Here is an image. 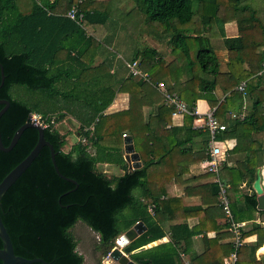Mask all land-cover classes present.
Here are the masks:
<instances>
[{
  "label": "trees",
  "instance_id": "trees-1",
  "mask_svg": "<svg viewBox=\"0 0 264 264\" xmlns=\"http://www.w3.org/2000/svg\"><path fill=\"white\" fill-rule=\"evenodd\" d=\"M106 1L32 0L31 7L22 12L17 0H0V68L4 76L0 100L9 102L8 109L0 118L2 144L7 147L13 134L29 122L32 114L40 115L49 122V128L43 129V135L53 147L58 172L73 181H66L55 173L49 149L43 147L3 196L0 206L2 224L10 238L14 255L27 260L40 259L46 264H84L83 257L75 250L77 243L68 232L78 221L99 235L103 258L115 248L116 239L137 222L144 223L147 230L122 249L125 254L153 243L163 235L146 211L148 204L154 205L155 215L162 205L152 191L156 174L152 168L157 158L155 139L165 138L172 142L174 134L184 130L188 135L179 142L182 144L191 138L190 127L194 117L184 115L182 128L164 130L171 122L174 109L152 89L164 66L155 49H136L131 59L137 61L139 69L149 76L150 86L139 80L134 83L133 78L128 76L124 80L129 85L126 87L124 81L118 83L115 76L108 73L102 75L99 66H94L99 49H103L99 42L109 45L107 37L111 29L107 24H116L111 20L112 10L105 6L108 5ZM193 1L120 0V4L132 6L128 14H137L139 19L145 16L144 21H140L136 16L128 15L125 17L128 26L141 22L151 29L159 24V30H154L160 36H169L170 52L181 61L188 62V80L177 92V97L190 111L194 110L197 100H211L209 96L219 87L226 96L216 106V118L227 111L240 109L242 99H250L254 101L250 111L242 121L234 120L232 131L242 129L247 136L253 131L264 135V98L255 92L263 59L253 54L256 47L264 45L262 23L251 8L241 5L239 0H230L233 12L246 15L236 19L238 37H223L225 48L230 53L226 63L227 72L220 73V62L212 51L211 41L193 26L195 20L199 19L203 24L202 31L211 36L212 19L219 21L220 7L217 0H195L200 5L197 16L192 9ZM73 6L82 14V28L66 17ZM245 63L247 69L242 67ZM241 82L246 83L244 96L236 91ZM12 85L53 93L57 100L66 104L58 107L61 104L58 103L54 112L38 113L22 101L12 98ZM142 89L150 100L139 97V90ZM119 92L128 93V108L104 114ZM71 103H78L89 111L91 123H95L93 130L81 127L79 141L65 152L66 136L60 135L54 125L66 117L62 110L70 112ZM150 106L157 111V117L153 120L148 118L144 123L142 108ZM52 113H56L57 117ZM218 122L225 125L219 119ZM256 125H259L258 128H255ZM225 127L223 134L228 130ZM123 134L132 137L135 150L140 153L139 169L127 170L120 146L110 150L105 144L113 138L121 140ZM37 137L34 128H27L11 151H0V182L29 154ZM217 139L221 137L217 136ZM90 148L94 149V153ZM254 151L257 152L255 149L251 152L248 163L254 157ZM115 154H118L119 161L115 159ZM107 161L118 164L123 174L109 177L103 173L99 165ZM252 167L249 171L250 182L253 181L256 166ZM135 190L138 192L133 194ZM243 201L249 211L256 210L254 193L245 196ZM252 232L264 236V228L259 226H255ZM166 247L156 246L131 254L130 258L136 263L148 260L149 264H175L174 252Z\"/></svg>",
  "mask_w": 264,
  "mask_h": 264
},
{
  "label": "crops",
  "instance_id": "crops-1",
  "mask_svg": "<svg viewBox=\"0 0 264 264\" xmlns=\"http://www.w3.org/2000/svg\"><path fill=\"white\" fill-rule=\"evenodd\" d=\"M240 3L243 6L245 5L251 8L258 17L262 16V11L260 9L261 3H264V0H240ZM114 10L115 14L119 16L117 17L118 21L123 22L126 20L123 14L124 12H122L120 8L117 7ZM238 14H240V12H237V15ZM132 16L133 15H131V17ZM259 20L264 27L263 17ZM120 25H122V23H120ZM120 25L119 23L113 24L111 22L107 24L109 29H112L108 32L107 37L109 45L102 46L103 43L99 42L100 48L103 49H99L94 66H99L98 70L102 75L107 73L113 75L117 82L121 83L128 78L125 63L132 62L131 59L134 54L132 50H141L145 47L155 49L158 52V56L162 59L164 66L161 69L162 73L157 78L158 82L156 85H158V87L151 88L155 90L160 97H163V92L177 95V92L184 87L185 82L188 80V70L186 65L185 68H180L182 66V61L170 52L168 46L169 36L165 38L167 37L166 35L160 36L156 31H153L150 35L146 28L142 26V31L140 29L139 32H142L141 37L144 43H141V41L140 43L138 41H136V43L133 42L134 47H132L133 43H130L128 53L131 58L126 60L123 59L117 51L112 50V48H114L115 50L125 52L123 49L124 47L120 48V42L121 44L124 43L126 41L125 37L128 34L124 33ZM128 25V28L134 27ZM131 29L133 30L134 28ZM235 32L238 33L236 22L227 20L223 25L221 24L220 31L218 32L219 35H217L221 40L217 41V47L219 46L222 50L224 49L227 51L223 42V37L227 39L236 38L237 35L229 37ZM152 42L154 43L152 44ZM215 55L220 62V73L227 72L226 63L220 60L219 54L215 53ZM262 59V71L258 73L259 82L256 84L255 92L259 93L264 98V58ZM242 67L247 69L248 66L245 63ZM137 80L136 78L132 79L134 83H137ZM124 84L126 87L129 86L126 82ZM145 85L150 86L149 84ZM143 88L145 89V87ZM144 89L139 90V97L144 100H150ZM202 96L205 97L206 95ZM225 96L226 94L223 92L220 93V91L216 89L214 93L209 96L211 100L204 98L195 102V110L199 116L193 119L190 127L192 135H189V137L191 136L189 140L182 144L179 143L188 135V132L184 130L176 132L172 142L165 138H160L159 140L155 139V152L157 158L155 159L156 164L152 168L154 173H156L154 174L152 191L154 196L159 198V202H161L162 205L158 208L155 215L154 213L153 215L147 213L152 218L153 224L157 226L163 235L157 241L140 247L130 254H125L121 250L129 258L131 254L142 252L156 246H167L170 251L174 252L173 261H175V264H225L233 251V240L232 234L228 230V226L218 204L217 180H219L227 187V196L234 221L243 224L241 233L242 243L236 251L235 264H264V252L260 251L264 248V236L257 235L255 232L250 233L255 226L264 228L263 212L257 210L253 212L249 211L243 201L245 196H250L254 193L252 184L255 180V172L257 169H260V175L261 172H263L262 181L264 183V135L263 133L256 134L255 131H253L247 136L243 133L242 129L232 131L231 127L234 120L230 118V114L232 113H243L246 116L254 101L242 99V107H240V109L227 111L220 116V118H216L224 122L228 129L225 134L219 132L215 138L216 146L221 150L223 165L217 173H213L208 171L205 164L204 157L209 147V137L204 128V114L213 110L215 111L216 106L224 100ZM128 105V93L119 92L104 114L121 112L126 110ZM262 107H264V101ZM77 110L72 116H68L71 114L68 112L65 113L66 111L62 110L61 112L66 115V117L59 123L61 125H65L66 122L70 123L73 130L76 131L78 128L76 134L80 136L79 129L81 127H89L93 130L95 122L91 123V113L85 110V108L78 106ZM142 115L143 122L147 123L148 118L153 120L157 117V111L153 110L152 106L143 107ZM183 118L184 114L173 113L170 124L166 125L164 130L168 131L174 128H182L184 123ZM151 119L150 121L152 122ZM258 126L259 125H256L255 128H258ZM69 135L70 133H67L65 135L66 138ZM217 136L221 137V139H217ZM78 138L79 137L76 136L75 140H78ZM105 144L110 150H115L116 147L120 146V153L124 160L123 138L121 140L113 138L106 141ZM254 149L257 150V152L254 151V157L248 163V158L251 157V152H253ZM90 151L94 153L93 148H90ZM134 151L139 155V159H141L140 153L135 150V147ZM115 155V159L119 161L118 154ZM108 162L109 161L99 165L103 173L109 177H118L123 174L118 164L114 161L112 163ZM125 164L128 170V165L126 162ZM254 165L256 166L254 167V178L253 181L250 182L249 171ZM167 175H171V177L168 178ZM142 226V233L138 237L147 230L144 223H142ZM166 253H168V251ZM141 262H147L146 264H149L148 260L137 263L140 264Z\"/></svg>",
  "mask_w": 264,
  "mask_h": 264
},
{
  "label": "rangeland",
  "instance_id": "rangeland-1",
  "mask_svg": "<svg viewBox=\"0 0 264 264\" xmlns=\"http://www.w3.org/2000/svg\"><path fill=\"white\" fill-rule=\"evenodd\" d=\"M103 1H105V0H103ZM109 1H106L108 5H105V6L108 8H111V10H112L111 20L116 21V23H119V25H120V23H122V25H120L122 27V30L124 31V33L128 34L125 37L126 41L122 44L120 42V48L124 47L123 49L125 50V52L115 50L114 48H112V50L117 51V53L123 59L128 60L131 58L130 54L128 53L129 44L133 43V42L136 43V41H138L139 43H140V41H141V43H144L143 38L141 37L142 32L141 33L139 32V30L142 28V26L144 28H146V30L149 32L150 35H151V33H153V31L159 30L160 26H159V24H156V26H154L153 28L150 29L146 24H143L140 22V24L139 23L134 24V27H131V28H134L132 30L131 28L127 27L128 23H126L123 20H121L123 22H120L117 20V17H119V16L117 14H115V10H114L116 7H118V8H120V10L124 11L123 14L125 15V17H128V15H129V17H131V15H133V14H131V13L128 14L127 12H129V10L131 9L132 6L131 5L123 6V4H120V0H109ZM17 2L19 5V9L22 12L27 11V9H29L32 5V0H17ZM95 3H96V0H95ZM217 3L220 7V11L218 14L219 21H215L214 19H212V27L209 30V32L211 33V36L208 35V32L202 31L203 24L199 21V19L195 20L193 26L195 29L199 30L200 33H202L201 35L203 37L209 38L210 41L213 40L212 42H210V45L212 47V51L214 53L219 54V58L221 61H224L225 63H227L230 52L228 53V51H225L224 49L222 50L219 46L217 47V41L221 40L217 36V35H219L218 32L220 31L221 24L223 25L227 20L236 22V19L242 18L246 14L240 13L237 15V13L233 12L230 0H217ZM192 9L195 13H197L196 15L198 16V14H199L198 11H200V5L195 0L193 1ZM260 10L262 11V13H261L262 16L258 17L256 15V17H257V19H260L262 17L264 19V3H261V9ZM133 16H136L137 19L140 21H144L145 16L144 17L140 16V19H139L137 14L133 15ZM207 29H208V27H207ZM263 29H264V27H263ZM113 30H114V28H113ZM141 31H142V29H141ZM238 35H239V33L235 32L232 36H229V37H234V36L238 37ZM263 36H264V34H263ZM153 43L154 42H152V44ZM103 45L105 46L104 43H103ZM132 47H134V43H133ZM133 51L134 50H132V52ZM253 54L260 56L261 58H264V45H260V46L256 47L255 50H253ZM187 64H188V62L183 60L182 66L180 68H182V67L185 68V65H187ZM217 89L220 91V93L222 92L219 87ZM10 94H11L13 99H17L19 101H22L23 103L32 107L34 109V111L41 113V114L46 113L48 111H50V112L56 111L57 109L55 108V106L58 103H61L60 100L56 99V96L53 93H46V92L30 90L27 87L22 86V85H12L11 89H10ZM65 104L66 103H61L58 105V107L63 106ZM78 106H79L78 103H71L69 105V111L70 112H68L71 115H68V116H72L76 112ZM77 111H79V110H77ZM57 113H59V112H57ZM65 113H67V112H65ZM52 116L57 117V114L52 113ZM54 128L56 131L59 132L60 135H66L67 133H70V135L66 138V144L63 146V151H65V152L68 151L69 148L74 143H77L80 139V136L76 134L78 128L76 129V131L73 130V127L70 125V123L66 122L65 125H61L58 122L57 124L54 125ZM76 136L79 137L78 140H75ZM136 192H138V190H135L133 194H136ZM68 232L72 235L73 239L77 243L75 250L79 255H81L83 257L84 264H102L103 250L100 248V245H99V235L98 234L92 232L81 221H78Z\"/></svg>",
  "mask_w": 264,
  "mask_h": 264
},
{
  "label": "water",
  "instance_id": "water-1",
  "mask_svg": "<svg viewBox=\"0 0 264 264\" xmlns=\"http://www.w3.org/2000/svg\"><path fill=\"white\" fill-rule=\"evenodd\" d=\"M0 73H1V84H0L1 86L4 80V76L1 68H0ZM0 106H2L0 110V118H1V116L8 109L9 102L6 100H0ZM27 128H34L37 131L38 137L36 144L29 152V154L16 167H14L0 182V206H1V200L5 195V193L17 181V179L27 170V168L38 156L39 152L43 147H47L49 149L50 160L55 173L60 178L73 183L72 180L66 179L59 174L55 163V153L53 147L44 139L43 129L40 127H35L29 122L17 129V131L13 134L7 147H4L0 137V151L4 153L11 151L18 142L23 131ZM123 152H124V160L128 165V170H135L141 167L139 155L134 151V146L131 136H125L123 138ZM263 155H264V149H263ZM262 175L263 172H261L260 175V169H257L255 172V180L252 184V189L256 195V210L259 212H263L262 215L264 218V183L262 181ZM142 230H143L142 223H137L132 228L127 230L125 233H123L121 236H119L115 241V248H113L104 257L102 264H138L132 261L121 250L125 248L129 243L133 242L142 233ZM0 241L2 245V247L0 248L1 264H32V263L46 264L44 261L40 259L27 260L14 255L10 238L7 234L6 229L2 224L1 218H0ZM146 263L147 262H141L140 264H146Z\"/></svg>",
  "mask_w": 264,
  "mask_h": 264
},
{
  "label": "built area",
  "instance_id": "built-area-1",
  "mask_svg": "<svg viewBox=\"0 0 264 264\" xmlns=\"http://www.w3.org/2000/svg\"><path fill=\"white\" fill-rule=\"evenodd\" d=\"M66 17L74 22L76 25H78L80 28H82V14L79 13L76 6H73L70 11L66 14ZM125 67L128 72V76L132 78H136L146 84H149L150 78L146 73H143L139 67L137 61L127 62L125 63ZM155 87H158V85H155ZM245 87L246 83L241 82L237 88L236 91L241 93L242 96L245 94ZM164 103L171 106L174 109V113H181L184 115H191L193 117H198L197 111L194 110L190 111L185 103H183L177 95L174 94H168L166 92H163L162 94ZM205 121H204V128L207 131L208 137H209V147L206 153V159L205 164L208 168L209 172L217 173L219 169L223 165L222 160V154L219 147L216 146L215 138L216 135L219 132L225 131L226 127L223 124H220L218 120L215 117L214 110L207 112L204 114ZM230 118L237 121H242L245 118V115L243 113H232L230 114ZM29 123H31L35 127H40L42 129L49 128V122H47L44 118H42L38 114H32L29 117ZM53 123V120L50 121V124ZM125 137V135H122ZM82 143H84V140H81ZM218 185V204L221 208V211L223 213V218L228 226V230L232 234V240H233V251L229 256V259L225 264H235L236 263V251L241 246L242 243V228L243 224L237 223L234 221L233 215L231 213L230 209V203L227 196V187L222 184L219 180H217ZM147 212L151 215L154 213V205H147Z\"/></svg>",
  "mask_w": 264,
  "mask_h": 264
},
{
  "label": "bare ground",
  "instance_id": "bare-ground-1",
  "mask_svg": "<svg viewBox=\"0 0 264 264\" xmlns=\"http://www.w3.org/2000/svg\"><path fill=\"white\" fill-rule=\"evenodd\" d=\"M260 251H261V252H264V248H262Z\"/></svg>",
  "mask_w": 264,
  "mask_h": 264
},
{
  "label": "clouds",
  "instance_id": "clouds-1",
  "mask_svg": "<svg viewBox=\"0 0 264 264\" xmlns=\"http://www.w3.org/2000/svg\"><path fill=\"white\" fill-rule=\"evenodd\" d=\"M124 138V137H123ZM104 259V258H103Z\"/></svg>",
  "mask_w": 264,
  "mask_h": 264
}]
</instances>
